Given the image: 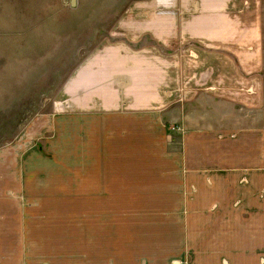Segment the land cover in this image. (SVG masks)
<instances>
[{"label": "crops", "instance_id": "obj_1", "mask_svg": "<svg viewBox=\"0 0 264 264\" xmlns=\"http://www.w3.org/2000/svg\"><path fill=\"white\" fill-rule=\"evenodd\" d=\"M169 4V21L143 22L175 43L168 57L110 48L63 89L51 115L74 172L56 180L73 213L45 207L50 222L30 227L40 263L264 264L260 0Z\"/></svg>", "mask_w": 264, "mask_h": 264}, {"label": "rangeland", "instance_id": "obj_2", "mask_svg": "<svg viewBox=\"0 0 264 264\" xmlns=\"http://www.w3.org/2000/svg\"><path fill=\"white\" fill-rule=\"evenodd\" d=\"M169 1L0 0V223L12 225L7 239L18 242L7 252L0 247V264H47L30 255L42 250L30 227L50 222V211L41 215L45 207L72 217L73 200L58 198L63 185L56 179L73 177V153L64 151L67 139L59 140L51 115L66 100L64 87L89 58L99 61L110 48H155L168 57L175 43L154 38L143 22L154 12L169 21ZM259 19L264 72V0ZM169 130L173 136L179 129ZM10 209L12 220L5 218Z\"/></svg>", "mask_w": 264, "mask_h": 264}, {"label": "water", "instance_id": "obj_3", "mask_svg": "<svg viewBox=\"0 0 264 264\" xmlns=\"http://www.w3.org/2000/svg\"><path fill=\"white\" fill-rule=\"evenodd\" d=\"M73 1V0H72Z\"/></svg>", "mask_w": 264, "mask_h": 264}]
</instances>
